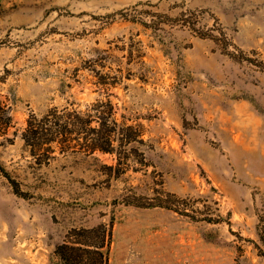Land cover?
<instances>
[{"label":"rangeland","instance_id":"374dc122","mask_svg":"<svg viewBox=\"0 0 264 264\" xmlns=\"http://www.w3.org/2000/svg\"><path fill=\"white\" fill-rule=\"evenodd\" d=\"M70 255L264 264V0H0V264Z\"/></svg>","mask_w":264,"mask_h":264},{"label":"trees","instance_id":"16d2710c","mask_svg":"<svg viewBox=\"0 0 264 264\" xmlns=\"http://www.w3.org/2000/svg\"><path fill=\"white\" fill-rule=\"evenodd\" d=\"M109 117H111L109 115V113L107 115H105V113H103V114H100V116H96V117L91 118L88 121L89 126H90L89 132L91 134L98 136V137L101 136L102 141L105 138L106 143L109 144V147H102V146L95 144V146H94L95 150H100L102 152L113 154L114 150L111 146H112L113 141H114L113 139L115 138L114 135L120 134V132H114L113 134H111V132L107 129ZM93 123H96V125L92 126ZM59 126L65 128V130L63 129V132H65V131L70 132L69 131L70 122H66V123L63 122L62 123L60 121H54V120L46 118L40 124H37V125L30 124V126L28 127V130L26 131V134H24V137L26 138V141L28 142V144L30 143V140L28 137L29 135H30V139H34V140H37L39 142H42L43 140H45L44 137L49 135L51 137V138H49V142H53V141H55L54 135L59 132L57 130V128ZM53 128H55L57 131L51 132V130ZM89 132H88V134H89ZM128 141H130L129 138H128ZM33 149H37V147L35 145H33ZM64 246H65L64 249H71L72 251L76 252L75 254H77V257H78V252L80 251L79 250L80 248L78 246H76L75 244H71V245L66 244ZM74 256L75 255L62 257V259L64 260L63 264H74L75 261H79L78 258H74Z\"/></svg>","mask_w":264,"mask_h":264}]
</instances>
